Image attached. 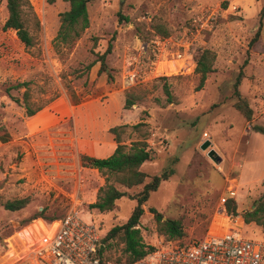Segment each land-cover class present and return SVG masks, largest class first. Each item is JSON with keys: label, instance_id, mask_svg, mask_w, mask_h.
Returning <instances> with one entry per match:
<instances>
[{"label": "rangeland", "instance_id": "374dc122", "mask_svg": "<svg viewBox=\"0 0 264 264\" xmlns=\"http://www.w3.org/2000/svg\"><path fill=\"white\" fill-rule=\"evenodd\" d=\"M263 7L264 0H90V27L61 54L55 39L60 15L70 8L67 0H25L31 47L4 29L8 10L0 0V128L11 136L0 141V264H38L33 251L41 234L71 210L95 224L102 237L128 222L138 204L133 197L144 186L125 189L114 175L82 162L84 155L109 157L118 146L110 129L120 126L127 150L145 142L151 151L142 166L147 182L174 170L143 205L138 228L147 246L191 243L230 228L264 244V228L243 218L264 199V134L254 130L264 127ZM157 25L169 36L158 34ZM260 26L258 41L249 47ZM110 43L112 78L99 74L100 63L87 71ZM203 50L215 55V71L198 91L195 68ZM241 70L239 90L253 109L251 122L234 107ZM22 82L30 83L31 107L43 108L33 117L26 115L24 88L8 93ZM133 89L148 91L147 97L125 109ZM140 122L145 126L135 128ZM107 184L127 196L113 211L92 209ZM229 199L236 202V216L226 212ZM17 200L26 206L5 208ZM151 208L179 221L184 237L159 235ZM110 243L108 257H122L123 244Z\"/></svg>", "mask_w": 264, "mask_h": 264}, {"label": "trees", "instance_id": "16d2710c", "mask_svg": "<svg viewBox=\"0 0 264 264\" xmlns=\"http://www.w3.org/2000/svg\"><path fill=\"white\" fill-rule=\"evenodd\" d=\"M69 2V10L63 12L60 15L61 26L58 31V35L55 39V48L61 54H64L66 50H71L77 41L82 37L84 32L90 27V18L88 12V3L90 0H67ZM25 0H6V6L8 10V18L5 22L4 29H12L16 31L18 39L26 46L31 47L34 44V38L30 34L26 27L23 6ZM264 17V7L261 11V22ZM260 26L254 39L250 42L249 47H252L259 39L261 34ZM158 34L163 36H169V33L164 31L160 25L155 27ZM94 38V41H97ZM113 45L110 43L107 50L102 55H99L97 60L86 67L87 71L97 63H100L99 74L107 73L112 78L109 68L107 66V57L112 53ZM215 61V55L210 50H203L196 61L195 72L200 75V83L197 90H202L207 81L208 75L215 71L213 62ZM248 60L244 62V66L248 64ZM244 71L241 70L238 73L235 82V96L236 102L234 107L240 112V114L246 119L247 122H251L253 119V109L251 108L247 99L242 96L239 87L244 79ZM29 82L17 83L8 89L10 94L11 90L25 89L23 95V102L26 109L27 117H33L43 108L39 107L33 109L29 101ZM164 90L168 96V101L172 103L171 93L167 85ZM148 91L142 89H133V91L126 94L125 109H131L134 105L142 102L147 97ZM12 96V95H10ZM12 99L16 103H21L20 99L12 96ZM80 101L74 97V104L78 105ZM146 114V113H144ZM145 126V123L140 122L135 125V128ZM125 127H114L110 129V132L115 135L118 142V146L115 151L107 158H94L84 155L82 162L85 166H90L99 171L111 174L115 176V181L124 187L125 189H131L137 186H144L143 190L133 197L137 201V206L130 216L128 222L121 226H116L111 229L108 234L102 238L104 251L107 252L108 246L111 248V241L118 240L123 244V256L109 260L117 262L131 263L136 260L145 258L148 254L156 250V247L147 246L143 242L141 231L138 228L140 219L144 214L143 205L149 200L150 194L156 192L160 184L169 180L171 175L174 174V170L165 172L161 175L153 176L149 182L147 179L149 176L142 170V166L152 159L151 151L145 142H137L127 150V146L122 144L121 135ZM255 131L264 134V127L256 126ZM10 134L4 127L0 128V141L6 143L10 140ZM127 196L126 191L118 189L116 186L107 184V186L101 189V196L98 201L90 207L92 209H98L100 212L113 211L116 208V202L123 197ZM25 200H17L7 202L5 208L9 211H18L26 206ZM226 212L229 215H237V205L233 199H229L225 204ZM150 212L154 215L157 223V230L159 235L166 237L168 240H178L184 237V231L181 223L172 219H164V215L158 212L156 209L151 208ZM40 217L35 218L34 220ZM246 224L255 223L258 226L264 228V199L259 202L254 210L245 213L243 216ZM180 245H187L189 243H179Z\"/></svg>", "mask_w": 264, "mask_h": 264}, {"label": "built area", "instance_id": "2783aa9c", "mask_svg": "<svg viewBox=\"0 0 264 264\" xmlns=\"http://www.w3.org/2000/svg\"><path fill=\"white\" fill-rule=\"evenodd\" d=\"M99 228L71 210L46 226L33 251L38 264H264V244L239 230L208 232L187 245L157 247L131 263L109 260Z\"/></svg>", "mask_w": 264, "mask_h": 264}, {"label": "water", "instance_id": "95a60500", "mask_svg": "<svg viewBox=\"0 0 264 264\" xmlns=\"http://www.w3.org/2000/svg\"><path fill=\"white\" fill-rule=\"evenodd\" d=\"M209 145H210V142L205 143V144L202 146V149H204V150L207 149Z\"/></svg>", "mask_w": 264, "mask_h": 264}]
</instances>
